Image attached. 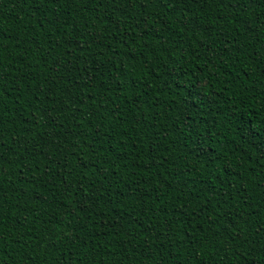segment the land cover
Listing matches in <instances>:
<instances>
[{"label": "trees", "instance_id": "16d2710c", "mask_svg": "<svg viewBox=\"0 0 264 264\" xmlns=\"http://www.w3.org/2000/svg\"><path fill=\"white\" fill-rule=\"evenodd\" d=\"M0 264H264V0H0Z\"/></svg>", "mask_w": 264, "mask_h": 264}]
</instances>
